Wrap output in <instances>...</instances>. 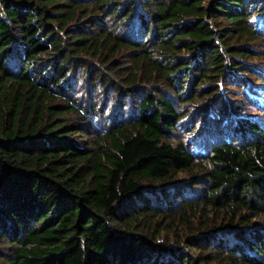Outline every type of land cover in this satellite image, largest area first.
<instances>
[{
	"label": "trees",
	"instance_id": "obj_1",
	"mask_svg": "<svg viewBox=\"0 0 264 264\" xmlns=\"http://www.w3.org/2000/svg\"><path fill=\"white\" fill-rule=\"evenodd\" d=\"M255 14L264 0H0V264H264ZM122 49L164 85L136 107L134 64L115 86L76 62ZM82 79L110 116L82 107Z\"/></svg>",
	"mask_w": 264,
	"mask_h": 264
},
{
	"label": "rangeland",
	"instance_id": "obj_2",
	"mask_svg": "<svg viewBox=\"0 0 264 264\" xmlns=\"http://www.w3.org/2000/svg\"><path fill=\"white\" fill-rule=\"evenodd\" d=\"M101 12H102L101 10L95 9L92 12V17L96 18V16H97V18H99L100 20H103V19H101V17H102V13ZM103 17L106 19L105 15ZM263 17H264V14H255L254 15V20H256V23H257ZM89 18H90V16L86 17V20L89 19ZM90 27L91 26H89V28ZM129 52H130L129 50L122 49L117 54H115L114 55V59L109 61L108 63H106V65H104L105 62H100L98 57H95L93 55L92 56H81L83 59H78V61H76V62L79 63V62H83V61L86 62L87 61V62H90L91 64H94L97 68H99L98 69L99 71H103L104 79L107 80V79L111 78L115 86H120L119 83H121L122 85H127V84H125V82H127L128 78L126 76H124L122 78H119V76L121 74H126V72L133 71L134 70L133 64H134L135 67H136V70H137L136 82H137L138 86L134 85V87H136L135 90H137V93H136V96L134 98L132 97L133 101L132 100L130 101V98L127 97V99H126L127 101L126 102H130V103L132 102L134 104V106L136 107V105L138 104V102L140 100V93L139 92H141L142 89L144 91H153V90H156V89H160V86L163 85V83L160 84L156 80H150L148 78V73L145 70L144 66H141L140 62L139 63L133 62V60H132L133 56ZM260 53H263V54L259 55V57H256V58H250L251 60H248V61H250L253 64H255V63L261 64L264 61V51L261 49ZM118 66H125V67L122 68L121 71L117 70L115 73H109L110 71L116 69ZM80 73L78 72V68H77V70H74L73 72H70V75L75 77V78H78V77H80ZM117 74H119V75H117ZM114 79H116V80H114ZM206 85L207 84H203L200 87L203 88ZM90 86H91V84H88L86 79H82L81 82L78 83V85L76 87L77 88V100H79V98L81 96L83 97L84 102H85V103L82 104L83 108L86 107L87 102H89V101L96 102V104H99V106H100V109H98V112L100 114H105V116H110L112 114L114 108L118 107V104H117L118 100H115V99L111 100V98L108 96L110 92L107 91V90L104 91L102 88H99L100 87L99 85L96 86L97 90H95V91L92 90V89H91V91H89V87ZM123 89H125V88H123ZM226 95H228V94L226 93ZM88 97H91V99L89 100ZM231 98H233V97L230 96V101H232V103H235V101L231 100ZM259 99L261 100L262 98L259 97ZM108 100H110L111 105L108 104ZM103 105H105L106 111H103V108H102ZM204 105H205V101L204 100L196 101L192 105L187 104L188 111L190 112V114L188 116H186L185 119L190 121L191 117H193L195 115V112L200 113V112L203 111L201 109V107L203 108ZM125 110H126V108H125ZM127 117L128 116L125 113L124 114V119H127ZM201 124H202V122H199V121L196 123V125H197V129L196 130H198L199 128L203 129ZM190 136H192V135H190ZM172 138L178 139L179 136L173 134ZM191 139L192 140H197L195 135L192 136V137H189L188 139L186 138L185 142H186L187 146H189L191 144L190 143ZM198 153L204 154L205 150L203 148H200V151H198ZM185 179H187V175H185L184 173H181V174L178 175L177 179H175V180L176 181H185Z\"/></svg>",
	"mask_w": 264,
	"mask_h": 264
}]
</instances>
